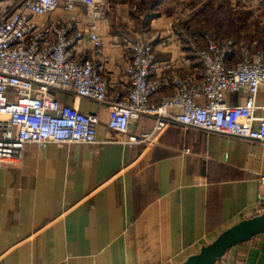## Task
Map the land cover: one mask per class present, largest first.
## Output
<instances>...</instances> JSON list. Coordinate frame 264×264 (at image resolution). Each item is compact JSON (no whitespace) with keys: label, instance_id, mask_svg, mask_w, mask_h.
I'll return each mask as SVG.
<instances>
[{"label":"crops","instance_id":"0c3cea01","mask_svg":"<svg viewBox=\"0 0 264 264\" xmlns=\"http://www.w3.org/2000/svg\"><path fill=\"white\" fill-rule=\"evenodd\" d=\"M19 1L0 0V8L13 10ZM224 1L250 24L247 44L264 50V0ZM198 4L107 0L95 29L104 38L96 60L105 64L109 92L124 84L123 39L149 29L166 32L181 19L188 40L202 41L207 31L193 12ZM220 30L211 34L220 38ZM243 34L221 38L244 43ZM158 48L159 61L198 64L186 42L171 51ZM53 94L98 115L96 142L26 143L14 155L0 154V264H180L224 230L264 211V145L179 124L165 127L152 145H128L108 127L109 112L97 101ZM247 99L243 89L228 93L226 102L236 106ZM263 119L264 84L255 97L254 123ZM154 122L143 115L131 129L150 132ZM215 264H264V233L231 247Z\"/></svg>","mask_w":264,"mask_h":264},{"label":"built area","instance_id":"2783aa9c","mask_svg":"<svg viewBox=\"0 0 264 264\" xmlns=\"http://www.w3.org/2000/svg\"><path fill=\"white\" fill-rule=\"evenodd\" d=\"M106 2L20 0L13 10L0 8V154L14 155L26 143L96 142L98 115L63 103L53 91L97 101L109 112L108 127L128 145H152L169 124L264 145V119L254 123L264 50L208 32L202 41L188 40L180 19L166 32L149 29L123 39L124 84L110 93L105 64L96 60L104 38L95 21L105 17ZM60 9L64 15L53 16ZM182 42L195 67L158 60V47L171 51ZM243 89L246 103L228 105L227 94ZM143 115L154 118L153 129L135 133L131 125Z\"/></svg>","mask_w":264,"mask_h":264},{"label":"water","instance_id":"95a60500","mask_svg":"<svg viewBox=\"0 0 264 264\" xmlns=\"http://www.w3.org/2000/svg\"><path fill=\"white\" fill-rule=\"evenodd\" d=\"M264 233V211L224 230L180 264H215L231 247Z\"/></svg>","mask_w":264,"mask_h":264},{"label":"rangeland","instance_id":"374dc122","mask_svg":"<svg viewBox=\"0 0 264 264\" xmlns=\"http://www.w3.org/2000/svg\"><path fill=\"white\" fill-rule=\"evenodd\" d=\"M236 1L237 0H234V2ZM229 3L230 6H228L227 2L224 0H199V4L196 7H193L194 8L193 12L194 14H196L195 16L205 21L203 23L204 29L200 28L201 31L215 33L216 30L221 29L219 31L221 35L223 34L221 37L228 36L230 34L235 35L244 32L245 33L243 34L244 36L238 35L239 38L244 39L245 40L244 43L251 41V39H249L250 34H248L247 31L249 29L248 27L250 24L248 22L246 23L242 22V18L239 12L234 11V7L232 6L231 2ZM260 29H261L260 31L262 33V37L260 35L259 36L263 39L264 24L260 26Z\"/></svg>","mask_w":264,"mask_h":264}]
</instances>
